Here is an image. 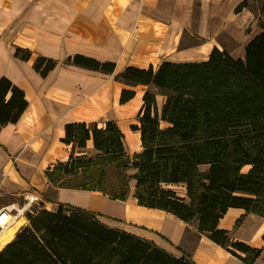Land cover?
<instances>
[{
	"label": "trees",
	"instance_id": "obj_1",
	"mask_svg": "<svg viewBox=\"0 0 264 264\" xmlns=\"http://www.w3.org/2000/svg\"><path fill=\"white\" fill-rule=\"evenodd\" d=\"M253 1H241L234 12L250 9ZM258 26L261 31L246 44L243 59L213 47L205 61L164 60L115 74L112 62L71 56L72 66L114 74L126 87L120 104L134 98L130 88L143 87L138 124L131 128L139 135L140 151L125 153L122 133L111 121L102 128L66 124L62 143L72 150L90 143L96 153L73 151L56 163L52 169L59 181L49 180L51 187L99 192L119 201L131 194L138 206L195 222L198 233L252 264L260 249L234 240L217 225L230 208L264 218V0ZM14 56L27 60L30 53L15 48ZM42 60L37 58L34 68ZM156 96L162 98L160 109ZM27 106L23 91L1 77L0 127L16 123ZM129 169L135 172L128 178ZM110 174L117 178L113 186ZM130 180L135 182L131 193ZM171 187L183 188L184 196ZM27 217L28 225L0 251V264H193L187 256L171 257L147 240L107 228L95 213L78 207L58 204L54 212L42 208Z\"/></svg>",
	"mask_w": 264,
	"mask_h": 264
},
{
	"label": "crops",
	"instance_id": "obj_2",
	"mask_svg": "<svg viewBox=\"0 0 264 264\" xmlns=\"http://www.w3.org/2000/svg\"><path fill=\"white\" fill-rule=\"evenodd\" d=\"M90 1L93 3H87ZM102 1L0 0V78L6 77L21 89L28 102L16 123L0 127V182L6 192L3 196L15 198L9 203H18L27 194L36 195L42 201L41 197L52 189L54 200L47 203L53 206L52 212L57 209L58 204L90 211L96 214V220L105 227L147 240L171 257L179 259L183 255L187 256L193 264H245L205 235L198 233L195 222L184 223L164 211L138 206L135 199L130 203L127 200H109L99 192L66 188L54 190L45 173L53 164L64 162L72 152L70 145L60 141L64 126L73 123L86 124L88 121L73 110V105L70 106V100L74 96L70 93V82L75 79L76 73L72 70H85L70 64L57 63L49 71L42 72V69L34 68L33 63L37 57H43L44 61L58 60L70 54L76 47V37L86 38L90 45L95 41L96 46L102 47L107 34L128 31L129 17L132 14L130 7L137 6L135 14L132 15L136 21L141 18L142 11H149L151 15L143 16L144 22L141 21L139 25L141 30L144 29L146 33L149 29L152 34L156 33L160 37V44L153 50L161 58L157 64L164 60L205 61L213 47L225 51L235 59H243L246 44L261 31L257 27L259 8L257 13L247 8L235 13L234 7L243 0L226 1V7L221 6L214 10V16L219 18L221 15L225 17V14L227 17L228 13L232 15L234 20H230L226 28L222 27L225 28L223 31L231 39L232 45L223 47L218 41L219 38L214 39L221 26L215 31L203 26L200 21L197 33L205 39L203 44L175 51L181 61H173L167 57L178 40L171 45L170 22L164 19L176 16L175 12L183 8L179 5L182 0H114L115 7L108 9V12L106 8L95 10L96 3ZM221 10L224 11L219 13ZM217 18L212 19L216 27L219 24ZM244 21L248 28L245 33ZM205 47L209 48L206 59L184 60L187 55H199ZM15 48L28 50L30 57L27 60L16 58ZM74 53L89 55L84 52ZM86 81L84 80V84ZM64 192H86L90 197L86 205L76 206L61 201V194ZM6 204L8 203L0 206ZM24 225L27 226L28 223L25 222ZM22 227L15 232L14 237ZM217 227L229 231L234 240L260 249V255L252 264H264L263 217L245 213L242 209L230 208L218 221Z\"/></svg>",
	"mask_w": 264,
	"mask_h": 264
},
{
	"label": "rangeland",
	"instance_id": "obj_3",
	"mask_svg": "<svg viewBox=\"0 0 264 264\" xmlns=\"http://www.w3.org/2000/svg\"><path fill=\"white\" fill-rule=\"evenodd\" d=\"M217 1V0H216ZM214 0H182L180 1V6L183 7L176 13V16H171L167 19H164L166 22H170L171 33L170 36H173L175 33H178L177 38V45L172 50L171 53L168 54V59L170 60H179L180 57L175 53L182 48H189L203 44L205 39L201 37L197 31L200 26V21H202V25L209 27L213 30H217L220 26V29L216 32L214 39L219 38L218 41L224 47L231 46L232 42L231 39L224 33V29L229 24L230 20H234L231 14H225L226 23L223 26L224 22H221V17L225 19L223 15H221L218 19V26L213 23L215 20L216 14H214V10L217 8L226 7L225 3L228 0H218L216 2ZM93 3V1L87 2ZM101 3V5H99ZM261 1L255 0L249 4L251 11L257 13L258 8L260 6ZM185 4V5H183ZM115 3L114 0H103L102 2L96 3L94 6L95 10L106 8L107 10L110 8H114ZM138 6L136 8L130 7L132 9V14L129 17V24L130 27L127 28L128 31L120 32V33H109L106 35V42L102 47L96 46V42L92 41L91 45L87 41L86 38L81 37L75 39V49L70 52V54L64 55L61 59L58 60L48 59L47 62L44 59L38 63V69H43V71H49L51 68L56 66L57 63L59 64H70L68 61L71 56L75 54L81 53H74L76 52H84L89 55H84L87 57L94 58L98 62H112L115 64V74L121 71L126 66H134L139 68H145L148 65L157 66L158 62L161 60L159 57V53H154V49H156V45L160 44V37L158 34H152L150 30L144 33V29L141 30L140 23L144 22V15H149V11L145 12L142 11L141 18H136L132 15L135 14ZM235 8V7H234ZM210 9H213L210 10ZM221 10L219 13L223 12ZM174 13V12H172ZM215 15V16H214ZM151 16V15H149ZM214 17V18H213ZM97 19V18H96ZM160 19V18H159ZM213 19V20H212ZM120 20V19H119ZM222 27H225L224 29ZM244 33L248 30L247 23L244 21L243 24ZM257 27H259L257 25ZM256 27V29H257ZM157 35V37H156ZM200 38H203L201 42ZM157 41V42H156ZM146 51V52H145ZM162 54V53H161ZM43 58V57H37ZM36 58V59H37ZM35 59V60H36ZM147 64V65H146ZM51 66V67H50ZM85 70V69H84ZM76 73L75 79H71L70 82V93L72 96V100H70V106L73 105V110L80 115L81 118L84 120H88L86 126L91 128L92 124L97 125L98 128H102L106 122H113L117 125L118 129L121 131L123 136V146L125 153L127 155L135 154L140 151V144H139V136L131 129L132 126L137 125V113L142 104V92L143 87L137 86L135 88H130L131 90L135 91V96L129 102L125 104H120L119 93L121 89L126 88L123 85L117 83L114 78V74L106 75L100 74L98 72H88L85 71H76L75 69L72 70ZM78 74V75H76ZM84 80H87L84 84ZM162 98L156 96V105L160 109ZM89 122V123H88ZM72 149V148H71ZM69 151V149H68ZM75 155L78 153H85L89 156L94 155L96 152L91 149L90 144L85 149L79 150L74 149ZM66 160V159H65ZM64 160V161H65ZM56 164H53L55 166ZM52 166V167H53ZM49 167L48 171V181L54 179L52 184H55L59 181V177L57 176V172ZM201 170L206 169V167H201ZM135 171L129 169L125 172L126 177H130L134 174ZM109 181L111 186L115 185L117 182V178L114 174H110ZM50 185L51 182L49 181ZM134 181L130 180L128 183V187L130 189V193L134 186ZM178 195L184 196L185 191L183 188L179 187H171ZM42 198L40 206H32L31 211H35L42 207L46 210H53V206L47 204L48 202L45 200L53 201L54 193L52 189L48 190ZM107 197V196H106ZM108 198V197H107ZM15 199L14 197L8 196H0V204L9 203ZM109 199V198H108ZM132 195H128L127 201H133ZM111 200V199H109ZM45 201V202H44ZM23 200L18 201V205H22ZM46 203V204H44ZM133 203V202H132ZM52 212V211H51ZM28 223V220L27 222ZM25 220H20V222L15 223V228H20L21 226H25ZM17 229V230H18ZM14 239V235L12 240ZM11 240V241H12ZM4 243V242H3ZM10 243V242H9ZM7 243V244H9ZM5 244V245H7ZM5 245L1 248V250L5 247ZM0 250V251H1Z\"/></svg>",
	"mask_w": 264,
	"mask_h": 264
},
{
	"label": "built area",
	"instance_id": "obj_4",
	"mask_svg": "<svg viewBox=\"0 0 264 264\" xmlns=\"http://www.w3.org/2000/svg\"><path fill=\"white\" fill-rule=\"evenodd\" d=\"M14 163V160H11ZM2 174V168L0 167V176ZM3 185L0 182V196H3L6 192L3 189ZM22 205L18 203H8L6 205L0 206V234L3 237H0V250L5 245L3 241L5 236L12 230L13 235L18 228H15V223L19 220H25L27 222V214L32 213L30 210L32 206H40L41 199L32 194H27L23 198Z\"/></svg>",
	"mask_w": 264,
	"mask_h": 264
},
{
	"label": "bare ground",
	"instance_id": "obj_5",
	"mask_svg": "<svg viewBox=\"0 0 264 264\" xmlns=\"http://www.w3.org/2000/svg\"><path fill=\"white\" fill-rule=\"evenodd\" d=\"M224 18L221 17V22H224ZM219 27V26H218ZM171 38V45L177 41L178 33H175L173 36H170ZM209 51L208 47H205L201 50L199 55H187L185 56L184 60L186 61H195L199 59H206L207 53ZM237 52V51H236ZM207 60V59H206ZM173 61H181V60H173ZM138 136V134H137ZM90 197L89 193L82 192V193H70V192H64L61 194V201L72 203L76 206H84L87 204L88 199ZM20 222L17 221V223ZM0 237H3L2 234H0ZM13 238V231L11 230L4 239L3 244H7L11 242Z\"/></svg>",
	"mask_w": 264,
	"mask_h": 264
}]
</instances>
